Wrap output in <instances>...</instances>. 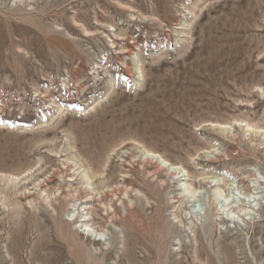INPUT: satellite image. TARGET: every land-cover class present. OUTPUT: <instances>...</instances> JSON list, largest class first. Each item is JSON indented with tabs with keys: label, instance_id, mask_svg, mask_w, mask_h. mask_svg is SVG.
Listing matches in <instances>:
<instances>
[{
	"label": "rangeland",
	"instance_id": "374dc122",
	"mask_svg": "<svg viewBox=\"0 0 264 264\" xmlns=\"http://www.w3.org/2000/svg\"><path fill=\"white\" fill-rule=\"evenodd\" d=\"M263 184L264 0H0V264H264Z\"/></svg>",
	"mask_w": 264,
	"mask_h": 264
},
{
	"label": "bare ground",
	"instance_id": "6f19581e",
	"mask_svg": "<svg viewBox=\"0 0 264 264\" xmlns=\"http://www.w3.org/2000/svg\"><path fill=\"white\" fill-rule=\"evenodd\" d=\"M24 34V33H23ZM63 41V40H62ZM73 44V43H72ZM156 159H158L155 155H152V154H149V155H147V156H145V159H142V161H141V165L142 166H145L144 167V172L145 173H149V169L147 170V168L146 167H148V166H155L157 163H158V167L156 166V168H157V171H158V174H161V173H163V168H165L166 166H167V164L164 162V161H162V160H160V161H156ZM176 171H177V169H172L171 170V172H170V174H167V175H170L171 177H175L176 176ZM205 180V179H204ZM210 181H208V180H205V181H203V187L204 188H206L207 189V187H209V188H214V189H216V190H218V188H220L221 186H220V184L219 185H217L216 183H214L213 184V182L211 181V178L209 179ZM264 185V184H263ZM231 186V185H230ZM230 186H224V192L223 191H221V190H219V192H218V194L220 195V196H223V197H225L226 198V200H228L229 199V193H228V190L229 189H231L230 188ZM253 187V186H252ZM186 188V187H185ZM233 190V189H232ZM40 191L42 192V190L40 189ZM197 191L198 190H193V191H191L190 192V194L191 195H194L195 193H197ZM252 191V190H251ZM185 193V192H184ZM214 196H216V194L214 193ZM85 197H88V196H85ZM217 197V196H216ZM215 197V199H217ZM83 197H81V199H82ZM197 215V214H196ZM87 226V225H86ZM98 241H100V239L98 240Z\"/></svg>",
	"mask_w": 264,
	"mask_h": 264
}]
</instances>
